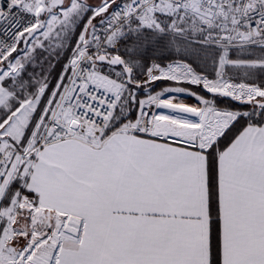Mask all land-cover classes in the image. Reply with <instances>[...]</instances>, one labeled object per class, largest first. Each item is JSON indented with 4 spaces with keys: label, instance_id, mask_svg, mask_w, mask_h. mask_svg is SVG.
Instances as JSON below:
<instances>
[{
    "label": "snow or ice",
    "instance_id": "1",
    "mask_svg": "<svg viewBox=\"0 0 264 264\" xmlns=\"http://www.w3.org/2000/svg\"><path fill=\"white\" fill-rule=\"evenodd\" d=\"M0 264H264V0H0Z\"/></svg>",
    "mask_w": 264,
    "mask_h": 264
}]
</instances>
